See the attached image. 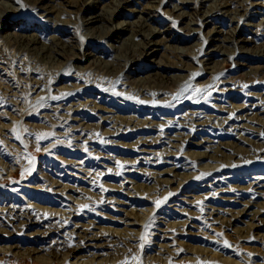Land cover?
I'll return each instance as SVG.
<instances>
[{"label": "rangeland", "instance_id": "1", "mask_svg": "<svg viewBox=\"0 0 264 264\" xmlns=\"http://www.w3.org/2000/svg\"><path fill=\"white\" fill-rule=\"evenodd\" d=\"M0 1L13 7L0 18V37L19 33L36 38L39 45H50L47 37L52 22L38 16L29 2L34 0ZM36 1L50 11V18L57 14L56 19L71 22L59 26V37L72 47L66 48L65 59L58 58L55 66L44 63L33 51L26 52L29 61L23 67L43 72V78L38 79L43 90L28 95L21 88L0 99V152L15 160L12 168H0V199L32 210L39 219L60 217L68 229L49 233L36 243L21 244V248L31 246L47 252L66 242L78 227L102 237L101 258L109 261L122 259L118 250H125L121 244L105 242L118 231L130 241L131 250L124 256L130 264H144L142 259H152L153 250L163 244L173 253H186L188 247L208 246L204 241L218 244L214 251L220 258H232L237 264H264V58L252 54L256 43L264 42V0H249L256 6L246 10L242 19L232 20L230 10L211 16L205 13L224 0H199L196 5L178 0H130L118 5L120 14L113 16L114 24L131 22L139 14L160 31L153 38L159 41L154 60L187 66L182 70L160 68L162 79H146L141 84L139 78L158 70L151 62L141 60L114 71L103 65L112 63L113 50L106 44L116 45L117 38L87 36V14L74 7L93 0ZM96 1L108 11L120 0ZM136 10L144 12H133ZM198 18L203 23L201 33L190 36L194 26L189 21ZM232 32L238 40L217 41ZM214 49L225 52L226 60L219 63L220 68L204 69L202 78H197L199 67L194 60L200 51ZM82 53L81 61L72 58ZM0 74L3 78L7 73L2 70ZM16 74L24 75L21 71ZM52 99L71 108L67 122L81 125L75 132L88 125L79 140L64 143L61 129H54L55 133L41 117L38 111ZM93 106L105 110L102 117ZM35 129L43 132L33 134L40 142L38 147L34 142L22 147V133ZM165 171L170 173H162ZM45 176L61 184L56 192L31 181ZM258 180L260 184H255ZM156 201H161L159 207ZM124 217L136 219L135 230L124 224ZM0 220L1 228L13 231L17 241L25 239L6 226L5 218ZM161 234L164 240L157 238ZM84 244L92 247L88 241ZM167 257L164 254L155 261Z\"/></svg>", "mask_w": 264, "mask_h": 264}, {"label": "bare ground", "instance_id": "2", "mask_svg": "<svg viewBox=\"0 0 264 264\" xmlns=\"http://www.w3.org/2000/svg\"><path fill=\"white\" fill-rule=\"evenodd\" d=\"M178 1L183 3V4L193 3L194 5H196L197 3H199V0H178ZM230 1L224 0L221 3L211 5L210 8H208L207 11L205 12L206 15L211 16V13H216V12H222L223 13V12H226V10H230L228 12L230 15V18H231L230 20L236 19L237 17L239 19H242L244 16H246V13H245L246 10L250 9L251 7L256 6L255 3H249V0H230ZM29 2L32 3L33 8H35L38 11L39 17L43 18L44 21L52 22V24H50L51 25V31H50L51 34L49 37H47V39H50L51 42H50L49 46L45 47L43 45H39V42H37L36 38H32L30 36L22 35L19 33H17V34L13 33L11 35L12 37H7V36H5L4 38L0 37V71L4 70L5 73H7V74H4L3 78L0 77V99H2L3 95L4 96H6L7 94L8 95L9 94L14 95L15 93H18V91L21 88H22V92L25 91L28 95H30V93L31 94H33V93L38 94L39 92H41L43 90L42 85H40V83L38 81V79L43 78V76H44L43 72L38 70V69H35V68L31 69L29 67L28 68L23 67L24 65L28 66L26 61L28 62L29 60H28V58L26 59V55H25L26 52L33 51L37 57H39L43 60L44 63L54 65V64H57L58 58H64V56L67 55L66 48L72 47V44H70V43L69 44L62 43L63 42V41L61 42L62 37H59V36H61V32H62V31H59V26H67V25H70L71 22H69L68 20L56 19V16H58L57 14L55 15V17L50 18V16H49L50 11H48L46 7L41 5L36 0L29 1ZM129 2H130V0H120L118 2L115 1V3H114L115 7L112 10L110 9L108 11H106L101 6H99V2L96 0L89 1L86 3L80 4V5L76 4L74 6L75 9H77L78 11L87 14L86 18L84 19L85 24L87 26H89L86 29V35L87 36L97 37L99 39H102L105 37L106 38L109 37V39L110 38L112 39V37L117 38V44L116 45L106 44V46L110 50H113L112 63H110V64H108L109 62L103 63V65L107 69H109L110 71H114L120 66H124L125 68L133 67L138 61H141V60H144L146 62H151L152 63L151 66L157 68L158 70H155L154 72H151L149 74H146L144 77L139 78L140 81H142V82H140V84L146 82L147 81L146 79H148V80H150V79L151 80L152 79L153 80L162 79L163 76L159 73L160 68H169L172 70H182L185 67H187L185 63H180V64H178V63H167V64H164L161 60H154V57L157 53V46L159 44V41L154 40L153 38L156 35H158L160 31H158L156 28L150 27L147 18H144L138 14V15H135V19L131 22L129 21V22H117L115 24L113 23V16L120 14L119 10H118V5L128 4ZM116 6H117V9H116ZM10 8L11 9L13 8L12 3L0 1V18H3L4 14L6 12H10V10H11ZM17 9H18V7H17ZM153 10H154V8H153ZM222 10H224V11H222ZM104 12H105V15L102 17V13H104ZM133 12L142 13V12H144V10H141V11L136 10ZM183 16H184V14H182V17ZM201 21H202V19H199V18L196 20L189 21V25L194 26L193 28L190 29V31H191L190 36L194 35V34L197 35V34L201 33L200 27L203 25V23ZM94 29H96L95 32H94ZM96 32H97V34H95ZM122 33L126 34L127 37L123 38L121 36ZM135 39H137L136 42H135ZM227 40H230L231 42H233V40H235V41L238 40V39H236L235 32L229 33L223 39H217V41H219L220 44H223ZM110 41H113V40H110ZM252 54L256 55L255 56L256 58H262V57L264 58V42L256 43L255 50L253 51ZM198 55H199V57L194 60V63L199 67V71L196 73V76H198L197 78H202V76H203L202 73H204L203 72L204 69L220 68L219 63L224 62L226 60V56H225L226 53L225 52H219L215 49L210 50L209 52H206V53L204 51H200ZM216 56H217V58H216ZM31 58H32V56H31ZM72 58L77 59V60L79 59L81 61L82 58H84V54L82 53L80 57H77L74 55V56H72ZM36 66H37V64H36ZM43 66H44V64H43ZM99 66H101V64ZM73 67L77 68L78 71L81 69V67L77 66V65H74ZM7 69L12 70L13 72H11V73L7 72ZM16 71H21V72H23L24 75H17ZM8 74H12L11 77L8 78L6 76ZM23 79L27 80V83L24 81L25 83L23 82L24 83L23 84L22 83ZM77 80H80V79H77ZM56 81H57V79L55 80V82ZM81 85H82V83H81ZM117 90H118V88H117ZM73 91H70L69 93L71 94ZM105 92L107 93V91H105ZM6 99H7V97H6ZM13 99H11L10 101H12V103H16L17 101L13 100ZM61 102H63V101H61ZM78 102H80V101H78ZM153 107H155V106H153ZM93 111L95 113H99L101 115V117H102V114L105 112V110L99 106H97V107L93 106ZM38 112L42 113L41 117H43V120L45 122H47V124L50 126L52 131H54L56 133V131L54 129H61L62 136H64V137H62L64 139V141L61 138H59V139H61L64 143L69 142V144H70L72 141L79 140V137L81 135H83L84 133H86L84 129L86 127H88L87 124H84L86 127L84 126L78 133L75 132L78 129V127H81V125L78 124L76 126L74 124H69L67 122V120H69L71 117V114H70L71 108L63 107V105L60 104V101H58V99H52L51 103H49L48 105H45L44 107H41L40 111H38ZM0 114H2V113H0ZM0 117H1V115H0ZM62 118H63V120H62ZM128 122H129V120H128ZM27 123H29V122L27 121ZM120 123H123V122H120ZM120 123H118V125ZM30 129L33 130L32 128H30ZM42 129H45V126L43 128H40V130H42ZM90 130H91V128H90ZM38 131L39 130L35 129L34 132H28L27 134L22 133L23 138H24V142H22L21 146L26 148V146L30 142H34L35 146L38 147L37 145L40 142L36 141V139H34V136H33V134L35 135ZM48 131H50V130H48ZM99 131H100V129H99ZM104 132H105V130H104ZM106 132H108V131H106ZM41 133H43V132L39 131V134H41ZM53 133L51 132L50 134L54 135ZM40 138H43V137L41 136ZM57 138L54 137V141H55V139L57 140ZM17 142H19V141H17ZM19 143H21V142H19ZM174 145H177V144H174ZM169 148H170V146H169ZM172 151H174V150H172ZM99 153H101V152H99ZM93 154H94V151H93ZM97 155H99V154H97ZM7 157L8 156L6 153L0 152V168L5 167V166L7 168H12V166L15 164V160H13L11 157H9V158H7ZM212 157H210V158H212ZM200 158H203V156L201 155ZM213 159L220 161V159H216V158H213ZM3 172H5V171H3ZM162 173H170V171H165ZM162 173H159V174H162ZM45 175H47V174H45ZM47 180H49L48 177H46V179H43V178L41 179L39 177H34L31 179V181L34 183L38 182L41 185L45 184L46 189H48L49 191L56 192L58 190V188L61 186L60 183L59 184L57 183L58 180L55 182H52V180L50 179L49 182L46 184ZM255 184H260V180H258ZM41 185H39V186H41ZM35 187H36V185H35ZM99 205H100V203H99ZM0 217L5 218V222L7 224L6 225L7 227H9V228L11 227L13 230L16 229V231L20 232L17 234H22V235H20L22 237L25 236V239L20 238L17 241L11 235V233L13 231L12 232L9 230L7 231V230H5V228L4 229L1 228L2 225L0 226V260L5 262V264H14L11 262L12 260H15V262L17 261L18 264H130L131 263L130 261H128L127 258H124V256L127 253H129L131 250L130 241L128 239H125L126 237L123 238V237L119 236L117 234L118 231L113 232V236H116V237L109 238L108 240L106 239L105 242H107L106 243L107 245L121 244L123 247H125V250H122L121 248H119V250H118V254H119V255L117 254L118 258L122 257V259H119L117 261L113 259L114 261L113 260L109 261L107 258H101L102 249L100 247L102 245H100L99 243L102 241V237L98 234H93V233L91 234V233L87 232L86 230H80V228L78 230L77 229L78 227L76 228V230H77L76 232H74V233L72 232L70 234V236L68 237V240L66 242H63L61 244H57V245H55V247L49 248L47 252H46V250H45V252H42V249L34 248L31 246L28 248L26 246L24 249L21 248V246H20L21 244L27 245L30 242L36 243V241H38V240L40 241V240L44 239L49 233L59 234L61 232H66L67 231L66 229H68V228L66 227L65 221L62 222L60 217H53L57 220H54V219L53 220L52 219L47 220L46 218L39 219L36 217L35 213L32 212V210H30L28 208L15 207L13 205V202L6 201L3 199H0ZM143 219L145 220V218H143ZM122 220H123V222H125L124 224L126 226H128L130 229L135 230L134 227L138 226V222L136 221V219L128 220L126 217H124V219H122ZM171 226H173V225H171ZM25 232L27 234L23 235ZM32 235H34L35 237H33L31 239ZM157 238L164 240L165 236L161 234V235H157ZM195 240H197L198 242L203 241L202 239H199V238H195ZM86 241H88L90 243V244H88V246H92L91 248L85 246L84 242H86ZM73 243H74V245H71ZM203 243L208 244L209 247L208 246H202V247H200V246L196 247L195 246V247H190V248L188 247L187 248L188 250L186 251V253H185V251H184V253H183V251L181 253L179 251L173 253V251L168 250L165 247V245L163 244L164 245L163 246V245H161L162 244L161 243L160 244L161 246L156 248V250H153V252L155 254H154V256H152L153 257L152 259L146 260L147 257H144L143 259L142 258L141 259L144 261V264H157V263L165 264L166 261H168L167 264H237V262H234V259L231 260L232 258L229 259L227 257H223V255H221L222 258H220V256H218V254L215 253V251H216L215 248L218 244L211 242V241H204ZM211 246H213V247L210 248ZM115 248H116V246H115ZM222 249L223 248H221L220 250L221 251H228L226 248H224L223 250ZM208 253H211V255H209ZM164 254H166L171 260H173V262L168 257L165 259V261L164 260H162L161 262H159V260L157 262L155 261L156 258L157 259L162 258ZM163 261H164V263H163ZM236 261H238V260H236Z\"/></svg>", "mask_w": 264, "mask_h": 264}, {"label": "snow or ice", "instance_id": "3", "mask_svg": "<svg viewBox=\"0 0 264 264\" xmlns=\"http://www.w3.org/2000/svg\"><path fill=\"white\" fill-rule=\"evenodd\" d=\"M196 91L199 92L201 90L197 89ZM160 203H161V201H156V206L159 207ZM84 207H87V206H84ZM144 239H145V237L141 236V240L143 241ZM225 244L227 245V241H225Z\"/></svg>", "mask_w": 264, "mask_h": 264}]
</instances>
